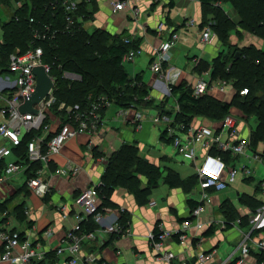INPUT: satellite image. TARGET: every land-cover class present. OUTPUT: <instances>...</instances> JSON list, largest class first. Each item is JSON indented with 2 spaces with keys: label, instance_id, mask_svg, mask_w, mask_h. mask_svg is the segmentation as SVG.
<instances>
[{
  "label": "crops",
  "instance_id": "1",
  "mask_svg": "<svg viewBox=\"0 0 264 264\" xmlns=\"http://www.w3.org/2000/svg\"><path fill=\"white\" fill-rule=\"evenodd\" d=\"M227 3L231 5L232 12L227 11ZM136 4L142 10L138 18L134 17L131 7L114 12L111 0H94L88 5L90 11L94 10V17L85 19L83 23L90 32L99 28L108 31L114 38L140 39V53L134 60L125 62L124 69L130 77H139L150 90L148 97L151 104L143 108L146 113L143 128L137 129L132 121L136 109H132L128 116H123L119 111L124 108L112 104L102 111L103 124L96 134L81 133L68 140L49 165L54 171L72 160L82 166L77 177L53 176L50 179L51 191L39 196L26 185L29 171L7 176L0 181V187L3 188L2 194L0 192V229L8 228L22 233L23 240H28L37 254L33 264H70V254H57V249L73 227L74 214L81 210L77 198L93 183L105 180L107 187L102 194L99 193L100 203L103 204V221L101 224H90L101 228L100 237L85 241L82 257L92 256L97 264H199L201 253L213 252L205 264H231L234 261L237 264L242 242L247 237L250 254L244 264H262L264 248L260 247V241L264 239V228L255 229L251 220L264 206V162L251 158V152H259L258 146H264V141L257 139L254 134L257 121L255 126L250 125L251 118L255 116L248 115L242 109L241 116L231 111L227 114L238 120L242 135L250 140L251 147L246 155L235 157L224 154L228 164L250 163L253 173L250 176L241 173L224 190H210V198L205 202L201 217L202 227L187 230L188 237L183 242L173 232L191 217L195 208H192L191 202H196V206L202 203L197 166L202 163L205 152L202 142H197L196 159L180 154L174 148L167 128L174 127L176 134L186 138L191 126H208L214 132L221 133L223 140H228L229 131L224 127L225 116L220 118L194 111L184 112L179 101L182 91L174 94L172 86L182 85L190 89L194 98L211 96L224 103L231 102L237 92L234 79H228L220 72L215 73V60L229 61L234 53L235 58H239L241 51L235 52L236 48L254 45L264 49V39L236 25L227 42H223L212 28L215 32L212 40L202 43V32L208 25L205 23L207 20H210L209 24L212 23L213 14L205 13L200 0H136ZM222 6L238 24L241 17L233 4L228 1ZM191 18L196 21L193 25L187 23ZM161 22H165L167 27L159 33L157 27ZM172 33H178L179 39L170 50V60L164 68L174 66L180 73L170 83L151 69V62ZM231 63L227 64L228 68ZM199 85L203 93L197 95L195 89ZM241 92L248 93V89ZM2 104L0 99V107ZM48 116L50 131L54 132L60 126V119L51 111ZM157 116L167 117L168 122H156L154 119ZM153 136L157 143L172 144L173 156L163 154L161 149L155 148L156 145H151ZM126 145L136 147L138 157L143 162L159 169L157 184L151 183L147 174L141 171L134 172L132 184L106 178L109 158ZM90 146L93 147L91 151ZM22 153L15 149L9 159H23ZM180 164H188L191 169L181 173ZM247 184H253L254 191L240 188ZM130 185L134 190L130 189ZM153 201L156 203L152 204ZM63 207L66 208L64 211L61 209ZM6 210L9 215L4 218ZM156 226L171 233L163 247V252L174 254L170 262L162 257L149 237ZM50 229L52 234L47 236L46 232ZM1 245L0 239V250Z\"/></svg>",
  "mask_w": 264,
  "mask_h": 264
},
{
  "label": "built area",
  "instance_id": "2",
  "mask_svg": "<svg viewBox=\"0 0 264 264\" xmlns=\"http://www.w3.org/2000/svg\"><path fill=\"white\" fill-rule=\"evenodd\" d=\"M92 0H63L65 10L66 30H70L76 21L80 20L79 4L81 2H91ZM114 12L124 10L131 7L135 18L141 14V6L136 4V0H111ZM77 17V18H76ZM33 21V18L31 19ZM188 24L196 23L195 19H189ZM165 22H161L157 31L162 33L166 28ZM59 29H53L50 25H46L41 30L34 31L35 39L54 38ZM215 32L210 24L205 26L201 41L209 43ZM138 37H126L125 42L130 43ZM179 39L178 33H172L157 50L156 56L151 62V69L160 74L170 83L180 71L174 66L164 68L165 63L170 60V50L174 47ZM140 47L130 49L123 56V63L134 60L140 53ZM44 50L41 46L30 47L24 53H12L9 57V67L6 71L0 72V99L3 104L0 107V164L4 162L2 171L0 172V181L5 180L7 176L17 174L22 171H29L31 175L26 181L27 186L39 196H45L51 191V177L68 176L77 177L81 170V165L72 160H68L65 164L53 170L49 165L53 158L61 153L65 143L81 133L96 134L102 127L103 116L102 111L112 105L107 97H101L93 101L86 108H82L79 104L68 106L61 103L60 110L65 109L67 112L68 122L60 124L54 132L50 131L51 124L48 121L50 108L56 102V78L51 73V66L43 60ZM43 66L46 73L50 76L53 86L47 95L34 107L37 113L22 112L20 107L36 90L37 76L34 67ZM0 70H2L0 68ZM12 73L17 77L12 79L10 75L2 74ZM65 77L71 80L80 79V75L66 71ZM224 90V87L222 88ZM197 95L203 93V88L199 85L195 89ZM147 98H149L147 96ZM136 109L132 121L136 124L137 129L143 128V122L146 119V113L143 108L134 106L121 109L120 115L128 116V114ZM156 122H168V118L157 116ZM224 127L229 131V139L223 140L221 133H216L208 126H194L188 129L186 138L176 134L174 127L167 128L168 136L173 139L174 148L187 158L196 159L197 148L196 143L202 142V149L205 152L202 163L197 166V176L199 180L198 190L201 192V204L196 206L191 213V217L183 222L181 228L173 232L177 234L183 242L188 237L187 230L190 228H200L203 223L201 217L205 211V202L210 198V190L221 191L230 186L237 180L240 173L250 176L253 173L251 165L242 163L240 165L228 164L222 153H230L232 156L246 155L251 147L250 140L242 135L241 126L238 120L231 114L225 116ZM37 132H49L47 135L37 134ZM29 133L34 136L26 145L25 158L11 160L9 159L14 153L15 148L22 144L24 135ZM25 135V136H26ZM93 147L90 146L89 151ZM217 150L218 153L212 151ZM251 158L258 162H264V155L254 151ZM37 164L38 166H32ZM102 181L93 183L77 198V204L81 210L74 214V224L63 240L62 246L57 249V254L68 252L70 254V264H97L92 256L82 257L81 251L85 241H94L100 237L101 228L85 231L83 226L90 218L101 224L103 221V212L100 209L99 187ZM156 202L153 201L152 204ZM63 211L65 207L61 208ZM8 211L3 213V217H8ZM67 215V214H66ZM252 223L255 229L264 228V206L258 214L252 217ZM240 222V220L238 221ZM120 232L119 230H117ZM156 235L151 232L149 237L154 247L159 250L162 257L170 262L174 254L170 251H164L163 247L166 240L171 237L169 231H162ZM52 234L51 229L46 232L47 236ZM0 239L2 242L0 250V262H10L11 264H33L37 254L28 240H23L22 233L8 228L0 229ZM247 237L243 240L241 246V255L237 260V264H244L246 258L250 254V247L247 244ZM260 247L264 248V239L260 241ZM211 253H201L198 257L199 264H205L212 257ZM264 264V261L262 262Z\"/></svg>",
  "mask_w": 264,
  "mask_h": 264
},
{
  "label": "trees",
  "instance_id": "3",
  "mask_svg": "<svg viewBox=\"0 0 264 264\" xmlns=\"http://www.w3.org/2000/svg\"><path fill=\"white\" fill-rule=\"evenodd\" d=\"M0 1L7 6L14 3L20 4L14 9L12 19L2 24L3 33L0 36V68L2 70L0 72L8 69L9 57L12 53H24L34 46L43 47V60L51 66V73L56 78V102L50 111L60 119L61 125L68 122L66 110L59 109L61 103L68 106L79 104L82 108H86L98 98L107 97L112 104L122 108L134 106L139 109L151 104V100L147 98L149 87L139 77H130L124 69V54L130 49L138 48L140 39L126 43V37L124 39L114 38L104 29L98 28L90 32L84 27V20L94 17V10L90 11L88 8L94 0L79 4L78 14L81 19L77 20L70 30L65 29L63 0ZM200 1L205 13L213 14L210 25L223 42L228 41L230 32L236 25L264 39V0ZM228 1L240 14L241 20L238 24H235L222 6ZM32 18L33 21H31ZM209 23L210 20H207L205 25ZM46 25L59 29L56 36L45 40L35 39L34 31L41 30ZM237 50L241 51L239 58H235L234 53L229 61L215 60V73L220 72L228 79L233 77L235 79L237 92L231 102L224 103L211 96L194 98L191 96L190 89L182 85H173L172 90L174 94L182 91L179 101L184 112L194 111L221 118L230 112L232 106L239 107L248 115L255 116L258 123L254 134L257 139L264 141V96L258 95L259 92L264 93V49L252 45L242 49L236 48L235 52ZM230 61L232 63L228 68L227 64ZM66 71L76 73L81 78L68 79L64 76ZM244 88L248 89V93L241 95L240 92ZM47 122H49V116ZM33 134L36 133L27 134L22 139V144L15 148L23 152L24 158L26 145L34 136ZM212 152L218 153L217 150ZM224 154L222 153L225 158ZM1 164L0 172L4 163ZM32 166L38 165L33 164ZM140 171L147 174L151 183L157 184L159 169L143 162L138 157L136 147L126 145L109 158L106 178L116 179L115 181L119 183L127 181L132 184L134 172ZM169 182L174 185L172 180L169 179ZM106 187L107 182L102 180L99 193L102 194ZM130 189L134 190L132 185ZM191 206L196 207V202L192 201ZM100 209L103 211V204H100ZM91 223L98 224L90 218L84 223L85 231L97 229L90 226ZM154 232L156 235L161 232L158 226ZM231 264H236V261Z\"/></svg>",
  "mask_w": 264,
  "mask_h": 264
},
{
  "label": "rangeland",
  "instance_id": "4",
  "mask_svg": "<svg viewBox=\"0 0 264 264\" xmlns=\"http://www.w3.org/2000/svg\"><path fill=\"white\" fill-rule=\"evenodd\" d=\"M17 5L19 6L20 4H18V3H14V4H12V5H10V6H7V5H5L2 1H0V36L2 35V33H3V31H2V24L4 23V22H7V21H10L11 19H12V14H13V12H14V9L17 7ZM230 4L229 3H227V4H225V7H226V9H227V11H231V9H230ZM232 12V11H231ZM187 60H189V59H187ZM190 61H192V59H190ZM3 76H5V75H10V77L12 78V79H15L17 76L15 75V74H12V73H7V74H2ZM65 76V75H64ZM234 78V77H233ZM77 80V79H76ZM235 80V79H234ZM245 89V88H244ZM244 89H242V90H244ZM242 93H243V95H245V94H247V92L246 93H244V92H241V95H242ZM258 95L259 96H264V93H262V92H259L258 93ZM231 113L232 114H234V115H243V111L239 108V107H237V106H232V108H231ZM256 121H257V119L256 118H251V120H250V125H252V126H255L256 125ZM258 123V122H257ZM150 142H151V145H152V143L154 144V145H156V149L158 150V149H161L162 150V153L163 154H166V155H168V156H173V154H174V152H173V148H172V144H161V143H157V141H156V138L153 136L152 138H151V140H150ZM263 150H264V146L263 145H259L258 146V151H259V153L260 154H263ZM251 153H253V152H251ZM183 164H180L179 165V167H180V171H181V173H187L191 168H190V166L188 165V164H185V165H183ZM241 174V173H240ZM238 175V178L241 176V175ZM22 183V182H21ZM21 183H19V185L21 184ZM240 188H242V189H245V190H247V191H254V188H253V184H247L246 186L244 185V186H241ZM2 189L3 188H1L0 187V192H1V194H2Z\"/></svg>",
  "mask_w": 264,
  "mask_h": 264
},
{
  "label": "water",
  "instance_id": "5",
  "mask_svg": "<svg viewBox=\"0 0 264 264\" xmlns=\"http://www.w3.org/2000/svg\"><path fill=\"white\" fill-rule=\"evenodd\" d=\"M34 72L37 76L36 90L21 105L20 109L22 112L37 113L38 110L34 107V105L39 103L47 95V93L53 86V82L50 76L46 73V70L43 66L34 67Z\"/></svg>",
  "mask_w": 264,
  "mask_h": 264
},
{
  "label": "bare ground",
  "instance_id": "6",
  "mask_svg": "<svg viewBox=\"0 0 264 264\" xmlns=\"http://www.w3.org/2000/svg\"><path fill=\"white\" fill-rule=\"evenodd\" d=\"M230 154V153H229Z\"/></svg>",
  "mask_w": 264,
  "mask_h": 264
}]
</instances>
